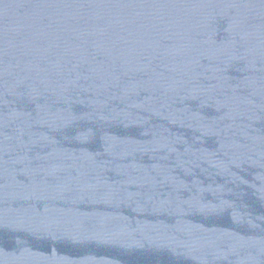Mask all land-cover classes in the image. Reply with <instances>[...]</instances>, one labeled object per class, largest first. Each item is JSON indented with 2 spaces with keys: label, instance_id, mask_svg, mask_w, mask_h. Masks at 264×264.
I'll return each instance as SVG.
<instances>
[{
  "label": "water",
  "instance_id": "water-1",
  "mask_svg": "<svg viewBox=\"0 0 264 264\" xmlns=\"http://www.w3.org/2000/svg\"><path fill=\"white\" fill-rule=\"evenodd\" d=\"M0 264H264V0H0Z\"/></svg>",
  "mask_w": 264,
  "mask_h": 264
}]
</instances>
